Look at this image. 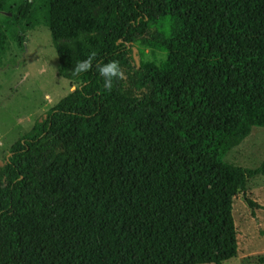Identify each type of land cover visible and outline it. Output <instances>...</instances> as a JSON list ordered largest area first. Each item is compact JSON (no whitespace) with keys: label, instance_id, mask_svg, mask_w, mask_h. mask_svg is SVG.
Masks as SVG:
<instances>
[{"label":"trees","instance_id":"16d2710c","mask_svg":"<svg viewBox=\"0 0 264 264\" xmlns=\"http://www.w3.org/2000/svg\"><path fill=\"white\" fill-rule=\"evenodd\" d=\"M40 25L79 85L1 161L0 264L236 257L233 203L264 161L223 157L264 127V0H0V71Z\"/></svg>","mask_w":264,"mask_h":264},{"label":"rangeland","instance_id":"374dc122","mask_svg":"<svg viewBox=\"0 0 264 264\" xmlns=\"http://www.w3.org/2000/svg\"><path fill=\"white\" fill-rule=\"evenodd\" d=\"M25 42L14 46L18 64L0 71V161L10 146L41 120L62 97L79 84L60 76L48 29L37 26L24 31ZM132 56L137 61L136 47ZM223 161L255 169L264 161V127L252 128L249 136L229 150ZM245 199L252 202L249 207ZM237 232V256L224 264H264V176L247 181L244 196L235 198L232 210Z\"/></svg>","mask_w":264,"mask_h":264},{"label":"clouds","instance_id":"9594fccd","mask_svg":"<svg viewBox=\"0 0 264 264\" xmlns=\"http://www.w3.org/2000/svg\"><path fill=\"white\" fill-rule=\"evenodd\" d=\"M95 55L96 53L93 51L88 55L87 59L79 61L76 66V71L80 72L87 70L91 66L92 60ZM98 70L102 76L106 77V79L104 80V84L108 88H111L112 86V78L118 77L120 75V69L116 61H111L107 64H103L98 67Z\"/></svg>","mask_w":264,"mask_h":264},{"label":"water","instance_id":"95a60500","mask_svg":"<svg viewBox=\"0 0 264 264\" xmlns=\"http://www.w3.org/2000/svg\"><path fill=\"white\" fill-rule=\"evenodd\" d=\"M3 165V163L0 161V166H2Z\"/></svg>","mask_w":264,"mask_h":264}]
</instances>
